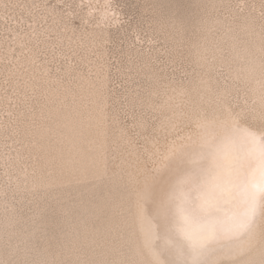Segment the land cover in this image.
I'll list each match as a JSON object with an SVG mask.
<instances>
[{
	"label": "snow or ice",
	"instance_id": "snow-or-ice-1",
	"mask_svg": "<svg viewBox=\"0 0 264 264\" xmlns=\"http://www.w3.org/2000/svg\"><path fill=\"white\" fill-rule=\"evenodd\" d=\"M37 7L0 0V20ZM64 7V31L21 29L9 52L26 64L4 67L0 264H264V0L259 17L214 0L183 15L143 0L127 19L114 0ZM77 17L93 22L97 46L131 28L166 57L120 49L118 107L99 75H54L43 63ZM109 127L126 146L113 187L73 199L66 189L108 175Z\"/></svg>",
	"mask_w": 264,
	"mask_h": 264
},
{
	"label": "bare ground",
	"instance_id": "bare-ground-1",
	"mask_svg": "<svg viewBox=\"0 0 264 264\" xmlns=\"http://www.w3.org/2000/svg\"><path fill=\"white\" fill-rule=\"evenodd\" d=\"M37 1L39 3V6H41V12H36L35 13L34 10L32 9L33 16H32V18H29L27 12L21 13L19 10H17L16 13H15V18H14V20L16 21L15 26L14 27H9L8 29H6L5 33L0 36V119H3V109L7 105V100L4 99L3 90H2L3 87H4L3 81L6 78V73L4 71L5 64H6L7 60H10V59L11 60H15L17 58L20 59L21 63H24V64H26V61H27V57H21L20 56L19 50H17L15 57H13L11 55V53L9 52L10 47L16 46V45H13V39L12 38H13L15 33L20 31L18 29L19 23L21 21H24V20L27 21V22H30V21H32V19H34L35 22L31 24V28L28 26V28L26 30H23V32H25V33L31 32L32 29H35L38 32H42V31H45V30H51L53 33L57 32V31H60V32L64 31L63 26H61L59 24V16L61 14H63L65 12V10H63L62 7L58 5V3L51 4L50 2L48 3L47 0H40V1L37 0ZM37 1L36 0H6V2H9V3H22V4H25V5H29V6L35 5ZM95 1L96 0H92L93 3H96ZM209 1L213 2V0H209ZM226 1L227 0H214V2L222 3V4H224ZM252 1L255 2L257 0H252ZM259 1L260 2L257 1V8L258 7L260 8L261 0H259ZM103 2H104V0H102L101 3H103ZM196 2L197 1H195V3ZM77 5H79V4H77ZM87 13H88V9L85 8L83 10V12L80 13V15H85L86 16ZM248 13H251V12L245 11V14H248ZM257 17H259V16H257ZM40 23H42L43 25L39 26ZM3 24H4L3 20H0V25H3ZM73 25H74V23H73ZM92 27H93V22L89 21L88 24H87V27L86 28L82 27L81 28L82 30H80V31L77 30L74 33L71 32V31H68L66 36L61 38L62 41H63L62 43H60L59 41L50 42V43L51 44H53V43L57 44L59 47L62 48V50L66 54H68L69 51H67V50H69L70 45H72V46L73 45H78V43L80 42L82 45H84V47L86 49H88V53H87V56H86L88 59H90L89 54L91 52L95 51V48L99 50L97 52V56H98L99 59H96L92 64H89L90 69L88 71H82L81 68L76 63H74V64L72 63L73 59L71 58V61L69 63L66 62L63 65V67H59V71L58 72L61 75H64L66 72L70 71L73 78H79L81 76H87L89 74H91L93 76V78H95L97 75H99L100 79L104 83L106 96L108 98L107 99V103L110 106L118 107L117 103L120 104V102L118 101V98H121V97L123 98L124 95L126 94V89L128 87V82H127L126 77H125V80H124V81H126V85L124 86L125 90H123V92L121 94H117V92L114 89L112 90V88H111L112 85L110 84V82H111L110 73H109L108 65H107V63L105 61L106 58L104 57V56L107 55V52H106L107 49H106L105 44L107 42L111 41L115 37L114 36L115 29L112 30L111 38H110V40L105 41L104 46H97L96 44L90 42L89 39H88V35L87 34L91 32ZM258 31H259V29L257 28V32ZM211 39H213V37H209V40H211ZM256 42L258 44V37L256 38ZM129 48H131V47H129ZM131 49H132V52H133L134 55L138 52L140 57L142 59H144V60H147L149 58H155L156 54L160 51L158 49L157 50L154 49L153 52H149L148 53V52L141 51V50L137 49L136 47L131 48ZM59 53H60V51H59ZM43 63L45 64L46 68L48 70H50L49 66H48V62L43 60ZM119 69H120L119 71L121 72V74L125 75L126 69H127V63H126V65H122V67H120ZM129 128H131V127L129 126ZM107 137H108L107 138V148H108V157H109L108 167L113 170L114 169V163H113L114 158L117 157L119 155V153L124 152L126 150V146H125V144L123 143V141L120 138V132H119V129L117 127H109ZM139 140H142V144L141 145H143V143H144L143 139L140 138ZM3 151H4L3 142H2V140H0V153H2ZM14 154L15 153H13V155ZM115 162L118 163V160H116ZM111 173H112V171H111ZM109 180H110V182H112V175H111V177H109ZM65 182L67 183V181H65ZM94 183H97V182H94ZM88 185L91 186L90 183ZM88 185H87V187H88ZM90 186H89V188H91L90 190L93 191V189H92L93 185L91 187ZM108 187H113V185L112 184L108 185ZM103 191H104V189H103ZM86 192H88V191H86ZM100 195H102V194H100ZM98 197H99V195H98ZM90 198H88V199H90Z\"/></svg>",
	"mask_w": 264,
	"mask_h": 264
},
{
	"label": "rangeland",
	"instance_id": "rangeland-1",
	"mask_svg": "<svg viewBox=\"0 0 264 264\" xmlns=\"http://www.w3.org/2000/svg\"><path fill=\"white\" fill-rule=\"evenodd\" d=\"M47 1H48V3L50 2L51 4L58 3V5L61 6L63 10H65L64 6L66 4H71L74 7L77 4L87 5V3H89L88 2L89 0L88 1L87 0H47ZM195 1H197V2L195 3ZM257 1L260 2L259 0H257ZM257 1L254 2L252 0H227L224 4H233V5H235V4H247V5H249V7H248L249 9L246 8L245 11L251 12L256 16H259L260 8L259 7H258L259 9L257 8ZM95 2L101 3L102 0H96ZM114 2L118 5H123L122 15H124V17L127 19L128 17L133 15L134 11L138 12V8L136 6L142 4L143 0H114ZM158 2L163 4V5L172 6V8H174L173 10H175L179 14L183 15L185 13H192V14L197 13L199 11V9H198L199 5L203 4L204 2L207 3L210 1L209 0H158ZM35 5L39 6L38 1L36 2ZM252 5H255V9H253L251 7ZM33 10L35 13L41 12V6L34 8ZM34 22H35L34 19H32V21H30V22H27L25 20L21 21L18 25V29L19 30H21V29L26 30L28 28V26ZM73 23H74L75 27L78 28L77 30H79V31L82 30L81 29L82 26H81V22H80L79 18L74 19ZM15 24H16V21L14 19H10L8 21V23L4 22L3 25H0V36L5 33L6 29H8L9 27H14ZM132 24L133 25L135 24V20L132 21ZM42 25H43L42 23L39 24V26H42ZM114 36L115 37L111 41H109L105 44L106 49H107L106 50L107 55L104 57L106 58L105 61L108 65V69H109V73H110V79H111L110 84L112 85L111 88H112V90L114 89L117 92V94H121L123 92V90H125L124 86L126 85V81H124L125 75L121 74V72L119 71L120 70L119 68L122 67V65H126L127 59H126V55L122 54L120 49H123V53H127V51L130 49L129 47H131V48L136 47L137 49L144 51V52H148V53H149V51H148V45L146 43L143 46L136 43V35L132 32L131 28H128L126 31L125 30H121L119 32L115 31ZM53 44L49 43V45L47 46L46 56L43 58L44 61L48 62L49 69L53 74H56L59 71V67H63V65L66 62L69 63L71 61V58L73 59L72 63L73 64L76 63L81 68L82 71H88L90 69L89 64H92L96 59H99L97 56V52L99 50L96 48H95V51H93L89 54L90 59H88L86 57L87 53H88V49H86L84 47V45H82L80 42L78 43V45H73V46L70 45L69 50H67V51H69L68 54H66L62 50V48L59 47L57 44H54V46H53ZM41 47H44V45H42ZM59 51H60V53H59ZM153 51H154V49L151 52H153ZM156 57H159L160 60H162V61L166 60V57L163 56L161 51H159L156 54ZM160 67H164V65L161 64ZM176 76H178L177 79H179L181 76V73L177 72ZM122 99H123L122 97L118 98V101L121 102ZM117 106H119V103H117ZM131 124H132V121H131V119H129L128 125L130 127H131ZM139 144L140 145L142 144V140H139ZM110 169L111 168H109L108 175L106 177H104L103 180H99V181L98 180H91V177H90L89 183L91 184V186L93 185L92 186L93 191L90 190L91 188H89L90 185H88L89 184L88 183L87 184L88 187H87V185L86 186H80V187H77V186L74 187V185H73L72 187H69L68 189H66V192L73 199H79L80 198V199L88 200V198H90L91 196H92L91 197L92 199L103 198L105 195L108 194L110 189H112V187H108V185L112 184V182H110V180H109V177H111V175H112V173H111L112 169L111 170ZM94 182H97V183H94ZM64 183H66V182L64 181ZM67 183H68V181H67ZM103 189H104V191H103ZM86 191H88V192H86ZM97 194L99 195V197ZM100 194H102V195H100Z\"/></svg>",
	"mask_w": 264,
	"mask_h": 264
}]
</instances>
